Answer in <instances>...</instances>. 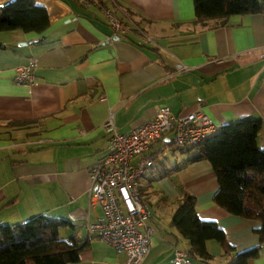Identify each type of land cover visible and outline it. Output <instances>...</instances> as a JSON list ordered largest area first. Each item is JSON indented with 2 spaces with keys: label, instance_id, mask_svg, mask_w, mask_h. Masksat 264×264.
<instances>
[{
  "label": "crops",
  "instance_id": "1",
  "mask_svg": "<svg viewBox=\"0 0 264 264\" xmlns=\"http://www.w3.org/2000/svg\"><path fill=\"white\" fill-rule=\"evenodd\" d=\"M9 1L0 0V7ZM35 3L48 15L44 33L0 32V225L37 215L64 219L73 228L60 230V238L74 236L85 245L79 264H124L123 253L87 229L102 217L90 204L89 170L107 154L103 123L112 112L118 132L127 133L162 107L174 116L200 109L216 130L260 120L256 142L263 149L264 14L231 16L219 25L196 22L193 0L101 3L137 22L147 36L141 40L114 35L97 7L75 0ZM30 59L35 82L17 84L15 69ZM164 142L153 145L154 166L140 179L153 230L141 264H172L175 249H189L171 226L184 192L195 198L198 219L215 223L236 252L257 246L259 224L213 202L218 185L210 163L173 151L170 135ZM206 248L213 256L208 264L231 259L215 242ZM247 264H264V245Z\"/></svg>",
  "mask_w": 264,
  "mask_h": 264
},
{
  "label": "trees",
  "instance_id": "2",
  "mask_svg": "<svg viewBox=\"0 0 264 264\" xmlns=\"http://www.w3.org/2000/svg\"><path fill=\"white\" fill-rule=\"evenodd\" d=\"M94 1L100 5L106 2ZM193 3L196 22L219 20V25H224L231 16L264 14V0H193ZM48 27L47 12L35 0H11L0 7V32L42 34ZM260 128V120L243 119L221 126L195 145L177 148L168 144L175 152L192 155L190 162L210 163L218 185L213 196L217 206L259 224L254 229L258 245L236 252L215 223L198 219L195 198L182 193L176 201L171 226L188 241L186 254L190 261L208 264L213 259L206 248L210 241L219 245L224 256H231L227 264H247L258 257L264 245V148H259L256 142ZM66 228L73 225L44 215L24 223L0 225V264H79L85 245L74 236L61 239L59 232Z\"/></svg>",
  "mask_w": 264,
  "mask_h": 264
},
{
  "label": "built area",
  "instance_id": "3",
  "mask_svg": "<svg viewBox=\"0 0 264 264\" xmlns=\"http://www.w3.org/2000/svg\"><path fill=\"white\" fill-rule=\"evenodd\" d=\"M84 8L97 7L104 13L114 35H132L147 39L142 28L94 0H77ZM35 59L15 69V82H35ZM107 136V154L89 170L90 204L97 206L102 217L87 226L99 240L126 257L124 264H141L148 254L153 230L148 205L141 196L140 179L154 166L153 145L165 146L164 137L177 148L195 145L211 136L216 127L200 109L174 116L167 107L127 133L118 132L114 114L109 113L102 125ZM172 264H192L186 252L175 249Z\"/></svg>",
  "mask_w": 264,
  "mask_h": 264
},
{
  "label": "rangeland",
  "instance_id": "4",
  "mask_svg": "<svg viewBox=\"0 0 264 264\" xmlns=\"http://www.w3.org/2000/svg\"><path fill=\"white\" fill-rule=\"evenodd\" d=\"M134 23L136 24L137 22L134 21ZM166 152H168V151H166ZM170 156H171V155L168 154L166 157L169 159ZM166 157H164V158L162 159L163 162H164V160L166 159ZM159 166H160V164L158 163L157 167H159Z\"/></svg>",
  "mask_w": 264,
  "mask_h": 264
}]
</instances>
